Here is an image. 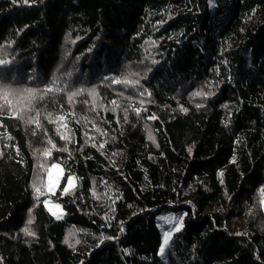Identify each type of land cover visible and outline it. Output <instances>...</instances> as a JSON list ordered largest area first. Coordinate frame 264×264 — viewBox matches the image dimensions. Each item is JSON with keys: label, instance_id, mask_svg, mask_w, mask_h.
I'll return each mask as SVG.
<instances>
[{"label": "trees", "instance_id": "1", "mask_svg": "<svg viewBox=\"0 0 264 264\" xmlns=\"http://www.w3.org/2000/svg\"><path fill=\"white\" fill-rule=\"evenodd\" d=\"M28 3L0 0L4 264H264V0ZM54 163L65 176L36 201ZM162 212L188 213L163 258Z\"/></svg>", "mask_w": 264, "mask_h": 264}, {"label": "snow or ice", "instance_id": "2", "mask_svg": "<svg viewBox=\"0 0 264 264\" xmlns=\"http://www.w3.org/2000/svg\"><path fill=\"white\" fill-rule=\"evenodd\" d=\"M24 2H25V6H31V5H29L28 0H24ZM209 5H210V7H215L213 0H209ZM255 12H256V8H253L252 9L253 15L255 14ZM145 43H155V42L154 41H146ZM176 43L179 44L180 41L177 40ZM93 47H95V46H93ZM88 51L91 52V51H93V49L90 48ZM77 59H79V58H77ZM152 63L157 64V63H159V61L153 59ZM224 63L227 64V61H225ZM0 67H6V65H0ZM149 71H151V69H149ZM105 79H112V78L105 77ZM229 80H231L230 77H229ZM116 82L120 83V84H124L126 86H128L130 83L132 85H135V86L139 84V80L131 81V82L128 80H117ZM146 93L149 97L151 96V92H149L148 89H143V91H140L139 95L141 97H143ZM192 95L193 96L212 97L215 95V92H213V91H208V92L196 91V92L192 93ZM143 103H144L143 100H141V105H143ZM197 107L200 108V107H203V105L198 104ZM221 107L227 108L228 105L224 104V105H221ZM181 111L187 112V109H185V108H183V106H181ZM135 112H136L137 116H139L140 112H141V108H136ZM125 119L127 120V111L125 112ZM148 119L149 120H156L157 117L155 116V114H153V115L149 116ZM225 123L226 124L230 123V119L226 120ZM0 126H2V125H0ZM146 127H147V125H146ZM63 128L66 130V132H71V129L67 127L66 119L64 120ZM57 131L60 132V128H58ZM95 131L100 132V129L96 128ZM0 135H2V134H0ZM61 138L65 139V140L70 139V137L68 135H65L64 133H61ZM7 139L12 140V137L10 135H7ZM149 139H153V137L151 136V133H149ZM238 142L239 141L237 140V143ZM49 144L52 145L53 149L55 148V145L52 144V142H49ZM99 147L101 149H103L104 144H101ZM16 151L18 153L19 149L16 148ZM61 151H67V149L65 148V149H62ZM187 151H188L189 155H191L192 151H193L192 147H189L187 149ZM2 154L3 153L0 152V155H2ZM43 155L46 157H50L51 156V150L45 149ZM230 162L235 163V156L232 157ZM42 167H43V165H42ZM45 171L47 172L46 183H44L43 180L37 181L36 179H34L32 185H31V187L33 189V197L36 201H39L40 197L45 196L46 194H54L56 189L58 188L62 178H64V176H65V171L61 167L60 164H52L50 167L45 168ZM218 176L222 177L223 172L219 171ZM66 179H67V182H66V185L63 187V190L61 192V196L66 195V194L70 193L71 191H73L79 183L78 178L72 173H68ZM222 182L223 181L221 180V183ZM260 191L264 192V186L261 187ZM113 203H114V201H113ZM188 203L191 204V201H188ZM261 203H262V205H264V201H262ZM43 204H44V207L46 208V210L51 214V216L55 217V219H57V220L62 219V216L64 215V213H63V209L61 208V205L59 203H54L50 199H44ZM193 209H194V205H193ZM57 210H59V211H57ZM28 211L30 214L32 209L30 208ZM110 211H113V209L110 208ZM141 211H143V210H141ZM134 215H135V213H134ZM187 216H188V213L185 212V213L180 214L178 217L177 216L167 217L169 224H171L173 221H175V225H174V227H172L169 230L164 231L162 233V236L159 239V246H158V250H157V255H159L163 258L167 254V249L170 245L171 237L174 236L177 232L183 231V228H184L183 221ZM111 219H112V217H110L108 214H106L105 220H106V222H109V226H110V220ZM28 223H31V220H29ZM21 231L24 232V234L27 236H35V233L30 231V229L28 227H24L23 229H21ZM119 231L121 233L125 232V227H124V224L122 221L120 222ZM237 235H240V234L238 233ZM105 239L111 240V239H117V238H113V237L105 238L102 236L101 237V243H103V241ZM77 243H79V241H77ZM97 247H99V245H97ZM124 252L129 253V250L124 249ZM257 259H259V257H257ZM0 264H4V258L2 256H0ZM80 264H84V261H80Z\"/></svg>", "mask_w": 264, "mask_h": 264}, {"label": "rangeland", "instance_id": "3", "mask_svg": "<svg viewBox=\"0 0 264 264\" xmlns=\"http://www.w3.org/2000/svg\"><path fill=\"white\" fill-rule=\"evenodd\" d=\"M108 111H113L112 109H109ZM54 164H60V163H54ZM61 165V164H60ZM61 167L63 168V166L61 165ZM64 169V168H63ZM51 200V199H50ZM52 201V200H51ZM53 202V201H52ZM61 208L63 209V207L61 206ZM263 208H264V205H263ZM59 211V210H57ZM63 213H64V209H63ZM182 214V213H181ZM169 216H179L177 214H172V213H166V212H162L161 214L158 215V224L160 226H163V223H164V227L165 228H172L174 227L175 225V221H173L171 224H169L168 220H167V217ZM167 231V230H166ZM112 237V236H110Z\"/></svg>", "mask_w": 264, "mask_h": 264}]
</instances>
